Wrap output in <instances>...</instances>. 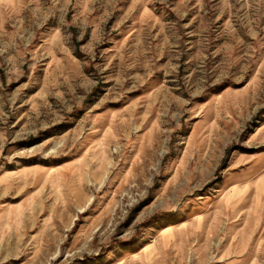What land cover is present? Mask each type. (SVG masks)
I'll return each mask as SVG.
<instances>
[{"label":"rangeland","instance_id":"1","mask_svg":"<svg viewBox=\"0 0 264 264\" xmlns=\"http://www.w3.org/2000/svg\"><path fill=\"white\" fill-rule=\"evenodd\" d=\"M0 264H264V0H0Z\"/></svg>","mask_w":264,"mask_h":264}]
</instances>
